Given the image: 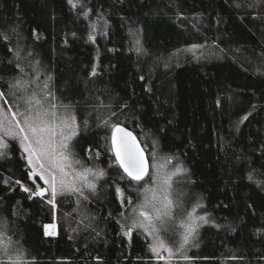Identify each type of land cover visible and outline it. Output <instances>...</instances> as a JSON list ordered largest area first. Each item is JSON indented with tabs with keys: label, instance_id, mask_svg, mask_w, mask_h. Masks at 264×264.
Returning a JSON list of instances; mask_svg holds the SVG:
<instances>
[{
	"label": "trees",
	"instance_id": "trees-1",
	"mask_svg": "<svg viewBox=\"0 0 264 264\" xmlns=\"http://www.w3.org/2000/svg\"><path fill=\"white\" fill-rule=\"evenodd\" d=\"M83 1L109 21L95 40L68 0H0L5 101L25 110L46 83L78 123L75 158L105 170L94 191L58 198L49 236L53 206L16 185L31 182L19 146L0 156V213L31 263L158 264L138 229L126 235L139 190L112 152L124 125L150 167L152 151L182 166L179 201L207 217L174 264H264V0Z\"/></svg>",
	"mask_w": 264,
	"mask_h": 264
},
{
	"label": "rangeland",
	"instance_id": "rangeland-1",
	"mask_svg": "<svg viewBox=\"0 0 264 264\" xmlns=\"http://www.w3.org/2000/svg\"><path fill=\"white\" fill-rule=\"evenodd\" d=\"M74 9L75 10L78 9L82 13L85 21L87 22L89 30L91 31L92 40H95L97 37L103 36L107 33L109 27L108 19L98 13H94L90 8H88V6L84 3L83 0H79V4ZM46 93H48L47 88L42 86L41 93L35 92L34 95L32 94L31 97H28L26 99V103H27L26 109L18 110L16 108H13V106H11L8 102L5 101L4 96L0 91V121H3L5 128L13 129L17 133H19V128L25 127L24 124L25 116L29 115L30 113L34 115L37 111H42L43 108H48L50 111H55L57 113V117L55 118L57 123H59L60 117H63L65 115L74 116L69 109L64 108L63 106L60 107L57 104H55L51 99V96L45 95ZM33 97L43 101V104L37 105L35 103V99H32V103H29L28 101ZM52 104L56 105L55 109L51 108ZM17 121H19V126H17ZM75 125L78 126L76 118H75ZM67 131L68 130L66 129L65 132ZM76 131L77 134L69 142V151L71 153V156L68 163L71 164V168L65 169V171L69 173V175L65 177V179L69 183H74L76 186L80 187L82 192H84L86 190H89V188L87 187V182H90L96 186L99 179L103 177V175L101 176L98 173L101 171L104 173L105 170L96 164H88L82 160H78L77 158H75V156L73 155V150H74L73 141L76 138V136L79 134V127H77ZM0 135H3V133L0 132ZM22 135L23 134L17 135L15 139L9 136H4L3 141H0V143H7L8 147L7 148L0 147V153H4V155L7 154L6 152L7 150H9L13 142L19 146L25 164L31 172V182L28 185H24V184L22 185L16 182V185L21 186L22 189L24 190L28 189V192L32 191L34 195L41 197L47 203H49L48 202L49 200H53V197L51 195V189L49 188V185L45 183L44 179L41 178L42 175L47 177L48 173L44 172L39 167V163H43L45 169H48L49 171H56V170L51 168L49 162L46 159L41 160L38 163L35 160V157H33L32 163L31 164L29 163V153L24 151V142L22 141ZM29 137L31 138V133H29ZM55 139L57 141H60L62 138L60 136H57L55 137ZM4 155H2L1 157H3ZM151 155H152L151 156L152 161H151L149 176L155 175L158 166H159V175L161 177L171 175L173 172H175L177 167L182 169L180 173H177L176 175L172 176L171 189L167 190L169 194V198L173 201L171 216L170 218H165L164 221H156V227L159 229V238L163 240L167 246L172 247L173 250L175 251V249L179 247V243L182 240L181 233L184 231V229L181 227V221H187V214L192 213L193 208H195L194 215L196 217L204 216L207 221L204 222L198 219L196 220V223L198 224L197 232L195 236L184 246L182 252L176 253L171 259H168L167 253L163 252L162 255H164L165 257V259L163 260L158 259L157 256L152 252L154 259L158 264H174L178 261L189 260L188 252L191 248L195 246L194 244L198 241L197 238L200 228L208 223L207 217L200 211V208L198 206L194 205L192 207H189L190 209L188 207L184 208L186 203L184 197H182V200L180 199L179 201L180 198L179 185L182 184L183 178L185 177V171L182 168V166L174 161L169 162V160L161 159V157L154 151H152ZM76 161H79V163H76ZM85 168L92 169L93 173H97L95 175L88 174L87 182L77 176V173L82 172ZM33 173H36V175H33ZM57 175L59 176L58 171H57ZM145 181H147V184H145ZM145 181L135 183V187L137 190H139V193H141V195L138 196L135 204L131 206L132 220H130L129 223V225L131 226V230L129 231V234L134 229H138L147 238L150 246L154 242V236L156 235V233L150 236L146 232H144L143 229L133 227L134 220L140 219V217L138 216L137 209L139 208V205L143 202V198H144L143 188L145 186L153 187V188L157 186L152 183V180H150L149 177H147ZM157 183L161 188L164 187L162 181H158ZM115 188H116L117 198L120 204L122 205V207H125L128 204H130L129 197L125 194L122 188L119 185H117ZM41 189H47V191L43 195H39L38 193L40 192ZM118 189L120 191H117ZM79 194H80L79 192H71V191L61 192L59 189L57 190V194L54 198L53 203L51 204L49 203L54 208L55 220L53 223L45 226L46 235H48L47 234L48 232L54 233L53 235H49V236H56L58 234V230H59V223L57 220L58 198L61 196H71V195L79 196ZM159 195L162 196L163 193L161 192L159 193ZM147 210L152 211L151 207H149ZM1 213H0V225H2L3 227L0 228V264H32L31 259L28 258L27 253L24 251V249H22L24 248L22 246V241H20L18 237L13 235V222L9 220L6 214L4 213L1 214ZM49 225H54V227L52 228L47 227ZM19 245H21V249L19 248L20 247ZM185 256L187 257V259L184 258Z\"/></svg>",
	"mask_w": 264,
	"mask_h": 264
},
{
	"label": "snow or ice",
	"instance_id": "snow-or-ice-1",
	"mask_svg": "<svg viewBox=\"0 0 264 264\" xmlns=\"http://www.w3.org/2000/svg\"><path fill=\"white\" fill-rule=\"evenodd\" d=\"M68 3L75 8L79 4V0H68ZM20 86V81H17V83L13 85V87ZM44 87L47 88L46 83ZM45 95L48 96L51 95V93H46ZM32 99H35L37 105L43 104V101L35 97L31 98L28 102L32 103ZM51 108L55 109L56 105L52 104ZM56 117L57 113L55 111H50L48 108H43L42 111H37L34 115L30 113L25 116V127H20L19 133L13 129L5 128L3 121H0V132L3 133V135H0V141H3L4 136L15 139L17 135L23 134L22 141L24 142V151L29 153V163H32L33 157H35L38 163L46 159L51 168L56 170L49 171L45 169L43 163H39V167L44 172L48 173L47 177L42 175L41 178L44 179L45 183H47L51 189L53 200L48 201L50 204L53 203L58 189L61 192H79L83 195L80 187L76 186L74 183H69L65 179V177L69 175L65 169L71 168V164L68 163L71 156L69 142L77 134L76 129L78 126L75 125V117L65 115L59 118V123L56 122ZM105 123L107 124V121H105ZM17 126H19V121H17ZM111 127L112 151L120 168L123 169L128 177L137 183L145 181V177H149L152 183L157 185L155 188L147 186L143 188V202L137 209L140 219L134 220L133 227L143 229V231L150 236L156 233L154 242L149 246L150 251L161 260L165 259L162 253L166 252L167 258L171 259L176 253L182 252L184 246L195 236L198 229L196 220L207 222L206 218L204 216L196 217L194 215L195 208H193L192 213L187 214V221H181V227L184 231L181 233L182 240L179 243V247L174 251L172 247L167 246L164 241L159 238V229L156 227V221H164L165 218H170L173 201L169 198L167 190L171 189L172 176L180 173L182 169L177 167L175 172L171 175L161 177L159 175L158 166L155 175L149 176L148 159L136 137L119 125H112ZM66 129L68 130L67 132H65ZM29 133H31V138L29 137ZM57 136H60L62 139L57 141L55 139ZM0 147L7 148L8 145L7 143H0ZM2 155H4V153H0V156ZM76 163H79V161H76ZM57 171L59 172V176L57 175ZM88 174L95 175L97 173H93L92 169L85 168L82 172L77 173V176L87 182ZM98 174L101 176L104 175L102 171ZM33 175H36V173H33ZM249 178L251 179V177ZM158 181H162L163 188L159 186L157 183ZM145 184H147V181H145ZM87 187L93 191L95 190V185L90 182H87ZM25 191H28V189H25ZM46 191L47 189H41L38 194L43 195ZM117 191L120 190L118 189ZM161 192L163 193L162 196L159 195ZM137 195L139 196L141 193L138 192ZM85 199H87V197H85ZM149 207H151L152 211L147 210ZM2 227L3 226L0 225V228ZM47 227L52 228L54 225H49ZM47 234L53 235L54 233L48 232ZM128 234L129 233H126V235ZM184 258L187 259L186 256Z\"/></svg>",
	"mask_w": 264,
	"mask_h": 264
},
{
	"label": "water",
	"instance_id": "water-1",
	"mask_svg": "<svg viewBox=\"0 0 264 264\" xmlns=\"http://www.w3.org/2000/svg\"><path fill=\"white\" fill-rule=\"evenodd\" d=\"M119 126H121V127H123V128H125V129H127L129 132H131L135 137H136V139H137V141L139 142V144H140V147L144 150V153H145V156H146V158L148 159V156H147V153H146V151H145V149L142 147V145H141V143H140V141L138 140V138H137V136L135 135V133L134 132H132L130 129H128L127 127H125L124 125H119ZM112 136V135H111ZM111 147H112V145H111ZM113 152V151H112ZM114 154V153H113ZM115 156V155H114ZM116 159V158H115ZM117 161V160H116ZM118 163V162H117ZM148 164H149V171H150V162H149V159H148ZM119 165V164H118ZM122 169V168H121ZM122 171H123V169H122ZM124 172V171H123ZM126 176H127V174L126 173H124ZM128 177V176H127ZM128 178H130V177H128ZM146 178V177H145ZM131 179V178H130ZM132 180V179H131ZM134 181V180H133Z\"/></svg>",
	"mask_w": 264,
	"mask_h": 264
}]
</instances>
